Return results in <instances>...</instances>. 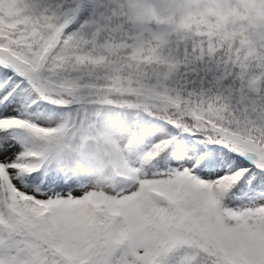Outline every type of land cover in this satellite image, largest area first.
I'll return each mask as SVG.
<instances>
[{
  "label": "snow or ice",
  "instance_id": "6c2138e0",
  "mask_svg": "<svg viewBox=\"0 0 264 264\" xmlns=\"http://www.w3.org/2000/svg\"><path fill=\"white\" fill-rule=\"evenodd\" d=\"M0 264H264V0H0Z\"/></svg>",
  "mask_w": 264,
  "mask_h": 264
}]
</instances>
